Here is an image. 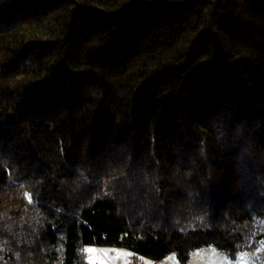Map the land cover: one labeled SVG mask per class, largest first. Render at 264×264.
I'll return each instance as SVG.
<instances>
[{"label": "trees", "instance_id": "obj_1", "mask_svg": "<svg viewBox=\"0 0 264 264\" xmlns=\"http://www.w3.org/2000/svg\"><path fill=\"white\" fill-rule=\"evenodd\" d=\"M264 243V0H0V264Z\"/></svg>", "mask_w": 264, "mask_h": 264}, {"label": "rangeland", "instance_id": "obj_2", "mask_svg": "<svg viewBox=\"0 0 264 264\" xmlns=\"http://www.w3.org/2000/svg\"><path fill=\"white\" fill-rule=\"evenodd\" d=\"M87 252L92 264H179L175 256L160 261L143 257L134 258L131 251L123 248L90 247ZM189 264H264V243L255 250L239 253L235 260L214 247H205L194 252Z\"/></svg>", "mask_w": 264, "mask_h": 264}]
</instances>
